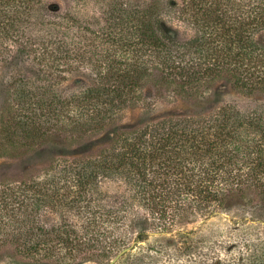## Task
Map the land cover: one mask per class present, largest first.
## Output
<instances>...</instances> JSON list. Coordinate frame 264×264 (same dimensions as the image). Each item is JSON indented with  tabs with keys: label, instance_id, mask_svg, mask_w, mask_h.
<instances>
[{
	"label": "trees",
	"instance_id": "16d2710c",
	"mask_svg": "<svg viewBox=\"0 0 264 264\" xmlns=\"http://www.w3.org/2000/svg\"><path fill=\"white\" fill-rule=\"evenodd\" d=\"M170 2L183 3L193 28L187 39L167 27L157 3L114 8L91 34L69 13L46 15L37 0H0V72L15 71L0 85V161L27 160L46 146L93 145L49 156L18 180L3 176L0 252L103 264L129 248L133 233L139 243L150 230L208 219L231 197L264 200V110L204 106L224 81L264 95V0ZM27 25L40 29L35 40ZM90 43L96 50L87 57ZM91 63L90 85L63 96L59 85ZM31 67L33 78L25 77ZM151 87L155 97L173 93L200 109L122 126L128 109L147 106L145 117L154 115ZM110 182L121 193L101 201Z\"/></svg>",
	"mask_w": 264,
	"mask_h": 264
},
{
	"label": "rangeland",
	"instance_id": "374dc122",
	"mask_svg": "<svg viewBox=\"0 0 264 264\" xmlns=\"http://www.w3.org/2000/svg\"><path fill=\"white\" fill-rule=\"evenodd\" d=\"M238 1L245 2V0ZM37 2L41 3L40 7L45 8L44 12L48 16L69 13L80 20L84 27L86 25L91 34L101 30L109 13L122 5L124 8L136 7L142 10L157 3L159 4L157 9L168 24L167 27H170L180 39H187L193 33V28L180 13L183 3L175 7L171 5L170 0H37ZM39 31L36 25H29L27 34L35 40ZM89 46L86 48L87 57L96 50L92 43ZM91 65L92 63L68 75V78L59 85L63 96L67 97L90 85L95 75ZM23 75L33 78L34 69L32 70V67L25 69ZM14 77V70L0 72V85H7ZM154 94L152 87L146 90V97H149L146 105L155 108L153 116L145 117L144 108L147 106L140 105L124 112L121 125H134L159 116L194 115L200 109L197 104L173 93L167 92L159 97H155ZM208 97H210L209 101L204 100L206 108L214 109L230 105L243 113H249L254 109L264 110V95L245 94L225 81L215 84L213 92ZM108 139L109 135L96 139L95 146L106 143ZM92 149V144L76 148L46 146L27 160H2L0 182L4 179L3 176L20 179L24 170L31 165L39 168L49 156H73ZM104 186L101 201H115L122 187L113 182ZM135 239L136 233H133L128 240L129 248L123 250V253H117V257L111 256L103 264H110L115 260L114 264H264V200L252 193H248L245 199L239 196L231 197L227 200L224 210L218 211L208 219L192 224L171 225L167 230L158 229L154 232L150 230L144 241L139 243ZM70 256V254L66 255L65 261L59 264H73ZM0 264L50 263L32 262L14 255L11 249H7L0 252Z\"/></svg>",
	"mask_w": 264,
	"mask_h": 264
},
{
	"label": "water",
	"instance_id": "95a60500",
	"mask_svg": "<svg viewBox=\"0 0 264 264\" xmlns=\"http://www.w3.org/2000/svg\"><path fill=\"white\" fill-rule=\"evenodd\" d=\"M116 262V260L115 261H112L110 264H114Z\"/></svg>",
	"mask_w": 264,
	"mask_h": 264
}]
</instances>
